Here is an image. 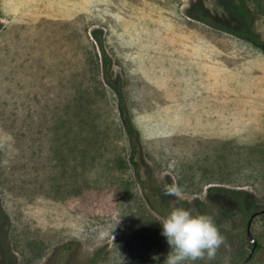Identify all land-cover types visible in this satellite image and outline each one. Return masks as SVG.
Listing matches in <instances>:
<instances>
[{
	"label": "rangeland",
	"instance_id": "obj_1",
	"mask_svg": "<svg viewBox=\"0 0 264 264\" xmlns=\"http://www.w3.org/2000/svg\"><path fill=\"white\" fill-rule=\"evenodd\" d=\"M192 1L0 0V264H163L173 206H202L224 236L214 259L186 264L264 262V212L246 218L212 189L264 208V52L189 18ZM94 28L144 183L97 83ZM255 29L264 40L263 16ZM173 178L183 200L163 194Z\"/></svg>",
	"mask_w": 264,
	"mask_h": 264
},
{
	"label": "trees",
	"instance_id": "obj_2",
	"mask_svg": "<svg viewBox=\"0 0 264 264\" xmlns=\"http://www.w3.org/2000/svg\"><path fill=\"white\" fill-rule=\"evenodd\" d=\"M218 3L222 11L215 13L205 5L203 0H193L186 10V15L214 29L243 39L264 52V40L255 29L257 18L260 16L264 17V0H218ZM91 34L95 41V46L99 49V54L96 53L94 60V70L98 75L97 83L103 87H108L116 97L119 118L132 150L129 159L135 167L138 179L141 183H144L141 177L140 164L136 160V154L139 150L138 131L132 123L121 78L114 74L113 61L105 49L102 30L94 28ZM212 189L230 194L228 197L232 206L246 218H251L257 213H262L264 209H259L252 201L245 199L244 195L246 192L244 191L220 188ZM198 214H205L202 206H200ZM257 247H261V245L258 244ZM260 264H264V262Z\"/></svg>",
	"mask_w": 264,
	"mask_h": 264
},
{
	"label": "clouds",
	"instance_id": "obj_3",
	"mask_svg": "<svg viewBox=\"0 0 264 264\" xmlns=\"http://www.w3.org/2000/svg\"><path fill=\"white\" fill-rule=\"evenodd\" d=\"M165 196L174 197L176 201L184 199L182 188L175 182L165 184ZM161 236L169 251L163 264H186L188 261L215 258L219 247L224 243V236L208 214H194L189 208L173 206L168 214L158 220Z\"/></svg>",
	"mask_w": 264,
	"mask_h": 264
},
{
	"label": "water",
	"instance_id": "obj_4",
	"mask_svg": "<svg viewBox=\"0 0 264 264\" xmlns=\"http://www.w3.org/2000/svg\"><path fill=\"white\" fill-rule=\"evenodd\" d=\"M262 212H264V209L262 210ZM251 220H252V219H251ZM251 220L249 221V225H250V223H251ZM247 238H248V242L252 245V248H251L250 254H249V256H248V259H250V258L252 257V255H253L254 250H255L256 247H257V242H256V240L254 239V237H253V235H252V233H251V231H250L249 228H248V230H247ZM246 262H247V260H244L241 264H245Z\"/></svg>",
	"mask_w": 264,
	"mask_h": 264
}]
</instances>
